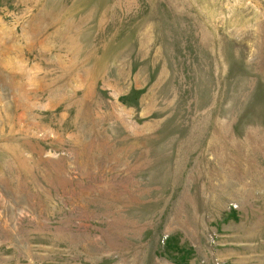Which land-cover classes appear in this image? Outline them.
Listing matches in <instances>:
<instances>
[{"label":"rangeland","instance_id":"374dc122","mask_svg":"<svg viewBox=\"0 0 264 264\" xmlns=\"http://www.w3.org/2000/svg\"><path fill=\"white\" fill-rule=\"evenodd\" d=\"M0 264H264V0H0Z\"/></svg>","mask_w":264,"mask_h":264}]
</instances>
